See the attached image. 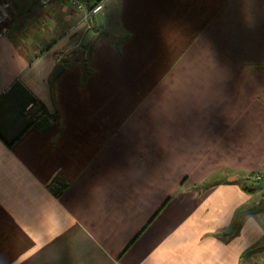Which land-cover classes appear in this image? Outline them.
I'll return each mask as SVG.
<instances>
[{
    "label": "crops",
    "instance_id": "1",
    "mask_svg": "<svg viewBox=\"0 0 264 264\" xmlns=\"http://www.w3.org/2000/svg\"><path fill=\"white\" fill-rule=\"evenodd\" d=\"M32 3L16 0L0 36V245L264 264L240 185L264 173V0H105L82 54L78 17L63 29L52 5L41 33L21 26Z\"/></svg>",
    "mask_w": 264,
    "mask_h": 264
},
{
    "label": "rangeland",
    "instance_id": "2",
    "mask_svg": "<svg viewBox=\"0 0 264 264\" xmlns=\"http://www.w3.org/2000/svg\"><path fill=\"white\" fill-rule=\"evenodd\" d=\"M37 1L38 0H33V3H32L33 7L31 10V12H33V14L31 13V18L29 20L30 22L21 21V23L22 22L24 23L23 25H21L22 27L27 26V28H31L33 30H36V32L40 31V33H41V29L45 25H47V24L52 25L54 22L50 18L47 19V17H45L46 14L50 12L49 9H50V7L52 8V6H53V8H55L54 11H58L60 13H63L64 16L65 15L70 16V18H71V19L69 18L68 24H64V25L62 24L61 27L63 29L72 27V23L74 22V20L77 17L79 18V16H77V15L74 16L73 13H76V12H74L71 8H69L66 5H63V4L59 5L58 4L59 2L57 3V2L51 0L46 7H42L40 5L36 7ZM72 11H73V13H72ZM212 180H214V179H212ZM246 181H247L246 178H245V181L241 180L240 185L242 187H244V186L247 187L248 185H247ZM261 191L257 190L253 193H250V195H252L254 198L253 199L254 202H251L250 205H248L246 207L247 209L245 210V212H249L250 214H255L258 217H262L261 221L263 222L262 226H263V235H264V192H261ZM166 201H165V203H166ZM162 206L163 205H161V208H162ZM160 210H162V209H160ZM150 221L151 220H149L147 222V224H149ZM144 229L145 228L143 227L142 230H144ZM18 230H19V228L16 231V235L19 234ZM142 230L138 234H140L142 232ZM37 239L38 238H36V241L31 242L30 244L28 243L29 245H27V246H26L25 242H18L17 244L15 243L16 250L13 249L14 247L12 244H10V245L1 244L0 250L4 249V250H7L9 252L14 251L16 254L13 256V253H9L6 258H3V259L0 258V264H104L102 262L103 261L102 258H98V256L95 258L94 255L93 256L88 255V257L81 258V259H77V258H73V257L65 259V258H56V257H53L52 255L50 256V253H49V255L47 257L40 258L39 252H41V250L44 251V246L41 248ZM263 242H264V239H263ZM131 243H132V241L128 244V246ZM20 246H23V247H20ZM19 250L21 251V253L19 252ZM255 251H257V257L251 258L252 261H254V262L255 261H257V262L258 261L259 262L264 261V257H263L264 249L257 248ZM115 264H119V258L115 259Z\"/></svg>",
    "mask_w": 264,
    "mask_h": 264
},
{
    "label": "built area",
    "instance_id": "3",
    "mask_svg": "<svg viewBox=\"0 0 264 264\" xmlns=\"http://www.w3.org/2000/svg\"><path fill=\"white\" fill-rule=\"evenodd\" d=\"M51 0H40L39 5L46 7ZM63 5L68 6L79 16L76 26H81L85 31L93 30L96 27L95 14L102 12L105 5V0H56ZM16 0H0V36L8 34L10 28L7 26L12 20V8ZM79 47V46H78ZM85 50V49H84ZM67 54L60 55L59 59H66ZM35 102L29 103L25 109L24 114L30 118L31 121H37L43 114L42 108L33 110ZM247 188L256 189L264 192V174L262 172H254L246 177Z\"/></svg>",
    "mask_w": 264,
    "mask_h": 264
},
{
    "label": "water",
    "instance_id": "4",
    "mask_svg": "<svg viewBox=\"0 0 264 264\" xmlns=\"http://www.w3.org/2000/svg\"><path fill=\"white\" fill-rule=\"evenodd\" d=\"M95 19H96V26L100 27L101 25V12H97L95 14ZM94 31L93 30H87L85 35L82 38L80 46L74 50L75 53L82 54L84 52V49L88 46L89 41L93 37ZM64 66L62 63H59L56 65V67L53 70L52 73V79H54L62 70Z\"/></svg>",
    "mask_w": 264,
    "mask_h": 264
},
{
    "label": "trees",
    "instance_id": "5",
    "mask_svg": "<svg viewBox=\"0 0 264 264\" xmlns=\"http://www.w3.org/2000/svg\"><path fill=\"white\" fill-rule=\"evenodd\" d=\"M98 27H95L94 30H96ZM243 191L247 192V193H253L255 191H257L256 189H249L246 186L242 187ZM260 249H264V242L261 244V246L259 247Z\"/></svg>",
    "mask_w": 264,
    "mask_h": 264
}]
</instances>
